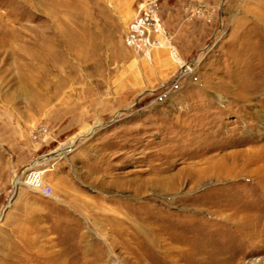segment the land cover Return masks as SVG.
Returning <instances> with one entry per match:
<instances>
[{
	"label": "rangeland",
	"instance_id": "obj_1",
	"mask_svg": "<svg viewBox=\"0 0 264 264\" xmlns=\"http://www.w3.org/2000/svg\"><path fill=\"white\" fill-rule=\"evenodd\" d=\"M169 255L264 264V0H0V264Z\"/></svg>",
	"mask_w": 264,
	"mask_h": 264
},
{
	"label": "bare ground",
	"instance_id": "obj_2",
	"mask_svg": "<svg viewBox=\"0 0 264 264\" xmlns=\"http://www.w3.org/2000/svg\"><path fill=\"white\" fill-rule=\"evenodd\" d=\"M155 28H156V33H159L160 31H159V26L158 25H155ZM146 30L148 29V28H145ZM161 33V32H160ZM87 134V133H86ZM86 134L85 135H83V136H85L86 137ZM83 136H78V137H76V139H74V140H71L70 142H68V143H66V144H64V145H62L60 148H58L57 150H55L54 152H52L50 155H48V156H45V161L46 160H48L49 158H51V157H54V155H56V156H64L69 150H70V148L72 147V145H73V143L76 141V140H79V138L80 137H83ZM75 144V143H74ZM34 175V174H33ZM29 179V178H28ZM30 180V179H29ZM28 180V181H29ZM141 218H139V221H133V220H130L129 218L127 219H122V218H119V217H117V218H110V225H111V228L112 229H118L119 231H121L122 232V234H123V237L121 238L122 240H124V242L125 243H127V244H130L131 242L133 243V242H135V240H137V243H136V246H138V248H135L136 250H134L133 252H135V253H137L138 251H139V245H141V249H142V247H143V245H148V246H155L156 245V243H158V244H160L161 242H164L165 240H166V237H163L162 235V237H154V240H152V241H148L147 243H150V244H147L146 242H144L143 240H141V238L140 237H138L136 234H131V235H127L128 233H129V230H132V229H139L140 231H142V228H147V229H150L151 227H149V224H151V223H149L148 224V221L146 220V222H145V220H140ZM165 218L163 217L162 219H161V221H163ZM152 220V219H151ZM159 226V225H158ZM157 226V229H159L158 231H161V232H163L161 229H160V226L158 227ZM153 229V228H152ZM155 229H153V231H154ZM153 231H151V232H153ZM157 233V232H156ZM141 234V233H140ZM169 237H167V239H168V242L169 241H171V235H168ZM148 239V238H147ZM167 244V243H166ZM132 245V244H131ZM168 245H172V244H169L168 243ZM166 246V245H165ZM173 246V245H172ZM166 247H168V246H166ZM174 247V246H173ZM134 248V247H133ZM144 248V247H143ZM160 248V247H159ZM169 248H170V246H169ZM176 249H178V251H179V253H180V255L181 256H185V250H184V248L181 250L179 247H175ZM145 249V248H144ZM172 249H174V248H172ZM143 250V249H142ZM141 250V251H142ZM166 251V250H165ZM140 252V251H139ZM138 254V253H137ZM140 254V253H139ZM182 257H180V259H181ZM179 257H178V259H176V257L174 258L173 256H168V259H167V261H166V263L165 264H178V262H179Z\"/></svg>",
	"mask_w": 264,
	"mask_h": 264
},
{
	"label": "built area",
	"instance_id": "obj_3",
	"mask_svg": "<svg viewBox=\"0 0 264 264\" xmlns=\"http://www.w3.org/2000/svg\"><path fill=\"white\" fill-rule=\"evenodd\" d=\"M144 18L140 19V21H141L140 23L141 24H139V25H144L145 26V24H150V22L156 25V20L155 21H153L151 19L149 20V19H147V16L144 17ZM155 25H154V28H155ZM28 178L30 179L29 184H30V186L32 187L33 190H36V191L40 192V194L45 196V197L50 196L51 187L49 185H46L43 182H40L36 178H33V173H31L28 176Z\"/></svg>",
	"mask_w": 264,
	"mask_h": 264
}]
</instances>
